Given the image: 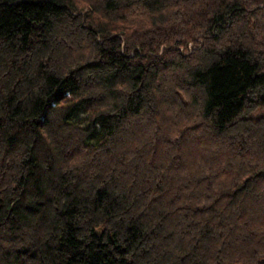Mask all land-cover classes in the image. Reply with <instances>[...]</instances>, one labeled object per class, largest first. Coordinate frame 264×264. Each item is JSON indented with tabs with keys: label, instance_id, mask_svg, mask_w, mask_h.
<instances>
[{
	"label": "trees",
	"instance_id": "1",
	"mask_svg": "<svg viewBox=\"0 0 264 264\" xmlns=\"http://www.w3.org/2000/svg\"><path fill=\"white\" fill-rule=\"evenodd\" d=\"M0 264H264V0H0Z\"/></svg>",
	"mask_w": 264,
	"mask_h": 264
},
{
	"label": "rangeland",
	"instance_id": "2",
	"mask_svg": "<svg viewBox=\"0 0 264 264\" xmlns=\"http://www.w3.org/2000/svg\"><path fill=\"white\" fill-rule=\"evenodd\" d=\"M85 2H87V1H85ZM178 10H180V9H178ZM177 11L174 14H176ZM202 37H203L202 34L197 35V37L195 39L197 41V43H195V41L191 42L189 44V49L194 50L195 48H197L198 46H200L203 43V40H204V38H202ZM163 49H165V48H163ZM180 50H181L182 53L184 52L183 48L180 49Z\"/></svg>",
	"mask_w": 264,
	"mask_h": 264
}]
</instances>
